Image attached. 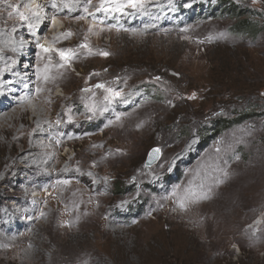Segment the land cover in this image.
I'll use <instances>...</instances> for the list:
<instances>
[{"label": "rangeland", "instance_id": "rangeland-1", "mask_svg": "<svg viewBox=\"0 0 264 264\" xmlns=\"http://www.w3.org/2000/svg\"><path fill=\"white\" fill-rule=\"evenodd\" d=\"M133 2L0 0V264H264V0Z\"/></svg>", "mask_w": 264, "mask_h": 264}, {"label": "trees", "instance_id": "trees-1", "mask_svg": "<svg viewBox=\"0 0 264 264\" xmlns=\"http://www.w3.org/2000/svg\"><path fill=\"white\" fill-rule=\"evenodd\" d=\"M219 2L223 3V0H219ZM224 4L227 5V10L230 16H233V17L236 16L239 18V20L232 27L234 31H238L244 34L253 33L254 31L257 33L259 32L258 27L252 24L249 18L243 17L245 15L244 9H239V6L233 5L231 3L227 4L225 2ZM219 126H223V125H219ZM117 186L118 188H121V189L124 187L123 184H119Z\"/></svg>", "mask_w": 264, "mask_h": 264}, {"label": "water", "instance_id": "water-1", "mask_svg": "<svg viewBox=\"0 0 264 264\" xmlns=\"http://www.w3.org/2000/svg\"><path fill=\"white\" fill-rule=\"evenodd\" d=\"M155 149H159V148L154 147L149 152V155H148V158H147V161H146V165L147 166H151L152 164H154L155 162H157V160L160 157V149H159V152H155L154 151Z\"/></svg>", "mask_w": 264, "mask_h": 264}, {"label": "snow or ice", "instance_id": "snow-or-ice-1", "mask_svg": "<svg viewBox=\"0 0 264 264\" xmlns=\"http://www.w3.org/2000/svg\"><path fill=\"white\" fill-rule=\"evenodd\" d=\"M129 4H130V6H132V7H136V4L133 2V0H129ZM21 18H22V19H25L26 17H24L23 14L21 13ZM53 20H54V18H53ZM99 87H103V85H99ZM154 151H155V152H159V149H155Z\"/></svg>", "mask_w": 264, "mask_h": 264}, {"label": "bare ground", "instance_id": "bare-ground-1", "mask_svg": "<svg viewBox=\"0 0 264 264\" xmlns=\"http://www.w3.org/2000/svg\"><path fill=\"white\" fill-rule=\"evenodd\" d=\"M18 49V48H17ZM17 59H15V62H14V64H13V67H14V69L16 68V63H17ZM10 65V64H9ZM15 74V73H14ZM8 93V92H7ZM6 96V94L4 93V97Z\"/></svg>", "mask_w": 264, "mask_h": 264}]
</instances>
